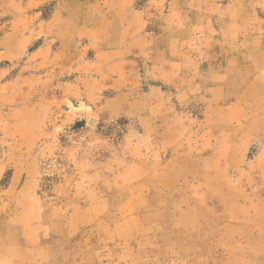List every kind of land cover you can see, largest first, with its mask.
I'll list each match as a JSON object with an SVG mask.
<instances>
[{
    "label": "rangeland",
    "instance_id": "1",
    "mask_svg": "<svg viewBox=\"0 0 264 264\" xmlns=\"http://www.w3.org/2000/svg\"><path fill=\"white\" fill-rule=\"evenodd\" d=\"M100 1L38 11L96 27L105 13L88 7ZM253 9L250 27L220 19V36L187 40L201 67L179 86L141 75L149 59L119 79L102 37L74 44L65 27L54 59L36 56L38 42L16 58L0 44V264H264V10ZM158 14L151 64L175 42L176 14ZM243 31L262 36L251 57L223 37ZM183 87L193 93L181 100Z\"/></svg>",
    "mask_w": 264,
    "mask_h": 264
},
{
    "label": "crops",
    "instance_id": "2",
    "mask_svg": "<svg viewBox=\"0 0 264 264\" xmlns=\"http://www.w3.org/2000/svg\"><path fill=\"white\" fill-rule=\"evenodd\" d=\"M46 1L48 0H14V2L12 0H0V16H7L9 13L12 15V20L9 23L11 26L0 41L6 55L20 56L24 54L28 45L38 42L36 56L52 54L54 59L59 55L57 53L60 50L57 47L54 48L53 45L58 40L62 41V35L59 34V31H61V27H65L67 33H72L70 42L74 44L85 42L90 46L89 48H93L95 37H102L103 45L108 51L103 53L104 63L110 68L114 66L120 68L117 70L113 68L114 72L119 75V79L123 75L121 69L124 65L132 63L139 68V59H149L145 63L147 67L144 66L139 70L133 67V69L138 70L139 73L142 70L147 71L146 74H149L150 78H157L164 83H178V86L181 79H184L182 76L186 75L188 70L198 72L201 67L198 63L201 57L198 55L190 56L194 57L195 61L189 62L190 58L186 55L188 53L187 48H190L188 45L190 42L187 40L211 39L210 34L214 37L220 36L217 31L220 19H226L230 23H243L245 27H250L249 19L252 17L249 15V9H252L253 6L256 8L253 9L254 15L257 13V9L262 8L264 10V0H174V2L171 0H153L149 3L151 6L147 9V14H144L145 10H142V7H137L140 0H101L98 3L90 4L88 9L90 12L92 9L101 8L105 16L98 26L88 28L74 25L73 16L65 15L63 9L62 11L56 9L50 18L43 20L41 18L42 13L38 9ZM158 13L163 17L176 14L173 17L176 26L175 34L167 36V39L175 42L172 45V50L165 51L163 61L151 64V59L156 51L155 40L157 37L156 33L151 29L149 30L148 26L154 18H157ZM189 25L193 29L188 33L189 35H184L185 29ZM54 36H57L56 39ZM223 37L231 41H243L241 42L243 49H240L239 56L251 57L253 50L251 51V48L248 47V41L262 36L243 31L226 34ZM66 55H68L70 62L73 59L76 62L77 53L70 52ZM167 56L176 57V59L172 60ZM96 57L95 63L102 57L101 53ZM259 71L261 73L258 76L260 79L258 86L264 88V66ZM256 82L257 80L250 81L249 86H253ZM199 89H201V85L196 84V90ZM189 92L193 93V90L181 88L179 98L181 100L189 98ZM261 98L264 101V96ZM261 155L264 159V148L261 150Z\"/></svg>",
    "mask_w": 264,
    "mask_h": 264
}]
</instances>
